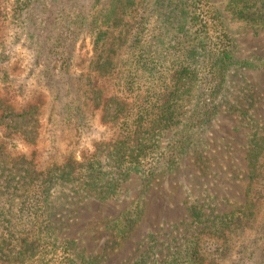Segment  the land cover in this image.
Here are the masks:
<instances>
[{
  "label": "rangeland",
  "instance_id": "obj_1",
  "mask_svg": "<svg viewBox=\"0 0 264 264\" xmlns=\"http://www.w3.org/2000/svg\"><path fill=\"white\" fill-rule=\"evenodd\" d=\"M52 2L0 0V208H5L0 210V234L6 228L13 229L15 239L20 228L28 226V220L21 217L20 172L13 165L23 156L34 165L63 163L70 155L83 161L87 154L104 150L100 145L110 143L116 135L115 128L103 119L104 115L113 114L114 106L87 100L85 94L90 74L95 71L92 64L99 54L93 38L85 33L71 36L69 16L62 8L65 0L57 1L59 9L53 8ZM208 3L216 23L221 22L230 37L235 63H242L243 67L250 63L256 69H264L261 25L250 28L240 21L238 15L229 11L228 0H208ZM73 4L74 9H83L80 11L87 14L99 13L98 0H76ZM24 8L28 10L22 11ZM206 32L197 34L198 39L193 36L197 43L203 41L201 47L206 45L207 50L215 51L217 46L224 49L228 45L213 32L205 39ZM71 41L75 50L67 61ZM173 43L168 39L166 48ZM204 51L203 47L196 62L199 86L203 85L207 69L203 67L209 64ZM122 53L119 64L124 67L131 57L120 62ZM167 60L161 61L158 71L168 72ZM243 67L229 76L228 103L238 105L241 111L245 108L246 115L229 114L222 108L211 130L198 135L193 130L188 133L198 149L188 154L174 173L159 174L146 189L140 174L121 176L117 199L107 202L83 200L73 192L63 197L59 189L53 188L50 201L59 240L74 242L77 253L93 257L98 264H132L145 253L151 255L152 264H176L178 258L174 260L172 256L179 257L180 264H194L182 260L194 229L199 227L191 224L188 207L200 204L204 213L215 219L208 225L213 227L222 223L218 219L221 215L243 211L249 204L246 157L253 135L264 134V71ZM129 68L126 65L123 70ZM119 80L122 86L124 78ZM119 80L113 76L106 81L115 84ZM68 86L77 92L68 93ZM249 92H253V102L249 100L252 105L246 102ZM222 97L220 94L218 99ZM204 99L208 103V93ZM71 103L75 107L68 108ZM76 107L82 111L78 118ZM183 132L181 124L162 135L158 156L170 150ZM107 159L100 156L102 173L111 180L117 173ZM165 162L160 160L158 169L163 170ZM138 202L144 205L142 220L123 239L121 225L119 229L113 228V221L126 209H134ZM252 202L254 217L244 231L228 229L201 240L204 250L199 264H264V198Z\"/></svg>",
  "mask_w": 264,
  "mask_h": 264
},
{
  "label": "trees",
  "instance_id": "obj_2",
  "mask_svg": "<svg viewBox=\"0 0 264 264\" xmlns=\"http://www.w3.org/2000/svg\"><path fill=\"white\" fill-rule=\"evenodd\" d=\"M52 1L53 8L59 9L57 1L60 0ZM33 2L36 4V0ZM65 2L62 8L66 9L65 13L69 16V34L78 36L85 33L91 40L93 38V46L99 51L92 64L95 71L94 76L92 71L88 79L86 98L96 103L102 102L104 106H114L113 114L104 115L103 119L115 128L116 135L110 143L100 145L104 150L87 154L82 158L83 161H77L70 155L63 163L55 161L34 165L23 156L13 165L20 172V213L23 219L28 220V226L20 228L16 239L13 237V229L2 231L0 264H98L93 257L77 253L74 242L60 241L56 236L50 201L53 188L59 189L63 197H69L68 193L73 192L81 195L83 200L107 202L117 199L120 177L136 173L142 177L146 189L159 174L165 176L174 173L180 168L183 159L198 149V145L195 147L196 141L188 135L192 130L195 135L211 130L222 108L229 114L239 112L246 115L245 108L241 111L238 105L228 103L229 76L232 72L241 71L243 66L242 63H235L230 49V37L221 22L216 23L208 0H110L108 3L98 0V14H87L85 10L80 11L83 9H74V2ZM228 2L229 11L238 15L240 21L250 28H256L259 24L264 29V0ZM26 10L28 8L22 9ZM172 32L175 34H170ZM204 32L207 33L205 39H209L208 34L213 32L214 35L218 34L217 38L222 37L228 42V45L224 49V46H217L215 51L203 46L205 55L209 56V64L203 67L207 69L201 85L204 87L201 88L198 85L200 79L196 62L203 50V41L197 43L196 35ZM168 39L175 43L166 48ZM68 47L67 61L71 59L70 53L75 50V45L71 41ZM122 51L120 62L131 57L125 64L129 65V71L123 70L125 66L119 64ZM166 58L169 60L168 72L158 71V65ZM245 65L244 70L264 71L252 67L250 63ZM113 76L115 80L124 78L122 86L119 85L120 80L115 84L106 81ZM107 86L112 89L109 90ZM69 87L68 93L77 92L72 87L74 91H70ZM207 93L208 103L202 100ZM220 94L223 95L221 100L218 99ZM249 100L253 102V92H249L246 100L252 105ZM74 105L71 103L67 106L73 108ZM76 109L75 116L78 118L82 111L81 108ZM181 124L185 132L170 150L158 156L160 137ZM101 155L108 158L118 176L106 179V174L102 173ZM162 159L166 162L164 169L160 170L157 164ZM246 159L249 168V204L243 211L221 215L218 219L222 223L217 226L213 224V227L212 224L208 225L215 219L211 220L200 204L190 205L188 212L191 224L199 227L194 229L195 234L182 260L199 264L202 261L200 255L204 249L201 240L204 237H215L218 232H226L228 229L244 231L251 222L254 217L250 207L252 200L260 201L264 198V134L253 135ZM141 205L138 202L134 209H126L114 219L112 227L119 229L121 225L123 239L142 220L144 205ZM172 257L174 260L178 258L176 264H180L179 257ZM151 260V255L145 253L132 264H152Z\"/></svg>",
  "mask_w": 264,
  "mask_h": 264
}]
</instances>
